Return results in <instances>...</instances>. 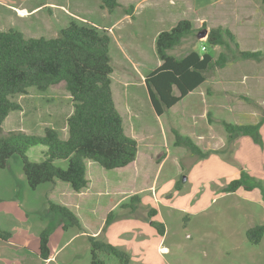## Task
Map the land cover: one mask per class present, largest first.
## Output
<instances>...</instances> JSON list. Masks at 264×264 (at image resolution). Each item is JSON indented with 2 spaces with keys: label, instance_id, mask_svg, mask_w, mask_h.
Returning <instances> with one entry per match:
<instances>
[{
  "label": "rangeland",
  "instance_id": "374dc122",
  "mask_svg": "<svg viewBox=\"0 0 264 264\" xmlns=\"http://www.w3.org/2000/svg\"><path fill=\"white\" fill-rule=\"evenodd\" d=\"M127 1L130 2L123 0L125 3L122 7L109 11L102 0H24L30 4H44L29 14L16 10L14 23L10 21L4 27L22 28L27 37L51 38L75 20L107 31L112 37L114 98L124 117L126 132L139 141L138 158L128 166V170L106 169L88 159V177L95 186L90 188V192L86 191L87 188L78 192L68 182L61 180L54 187L45 183L32 189L27 180L24 182L20 178L19 174H23L22 160L15 155L9 167L0 168V204L16 200L27 207V203L34 201L35 209L29 212L30 220L25 225L22 223V226L33 232L41 230L44 224L50 226L54 233V249H58L57 226L64 219L50 210L47 202L50 186L53 187L54 202L61 203V196L68 197L64 199L75 200L80 210H90L85 213V225L93 231L104 223L106 208L112 201L116 206L124 207L125 211L130 210L125 204L136 203L138 213L145 216L142 222L147 229L152 227L149 212L154 208L159 210V214L151 219L165 223L164 238L155 227L157 238L148 236L134 239L129 236L127 239L129 246L133 240L143 239L142 244L148 258L154 259L153 264H264V235L261 244L262 240L254 244L246 231L253 220L256 224L264 221V130L262 141L255 142L257 146L253 147H250L253 144L245 146L247 142L234 147L235 140L230 141L228 133L227 137L223 133L224 121L237 120L232 116L233 111L256 114L255 118L249 116L247 121L261 119L264 114V0H199L203 4L200 6L205 9L206 19L200 21L203 16H199L195 22L196 32L171 52L182 57L192 48L203 52V45H206V51L213 55L219 56L220 51H226L228 61L224 67L210 71L202 92L190 93L186 100L162 115H158L152 106L145 77L162 63L156 49L158 32L172 28L171 23L184 12L180 8L182 3L179 2V7L156 19L151 11L152 0ZM13 2L0 0V8L10 9L9 4ZM195 16L198 18V14ZM222 24L238 35L237 41L245 48L261 49V58H239L233 42L230 48L219 46L216 49L206 42L207 38H199L204 29ZM216 80H223L226 84L217 85ZM229 81H233L232 85ZM250 87L255 90L253 94L247 93ZM175 93L179 91L176 89ZM15 99L22 104V109L10 113L4 124L5 130L20 129L44 134L46 127H53L62 138L68 137L67 118L74 107L65 82L52 85L46 91L30 87L28 93L20 94ZM187 113H190V118L185 117ZM174 128L180 131L185 128L197 141L199 138L203 141L200 135L206 134L210 128L216 134V141H219L215 144L224 146L219 151L204 148L209 154L201 158L187 148L175 145ZM44 151L45 146L35 145L28 150V156L40 161L44 158ZM216 159H221L222 163L214 162ZM56 163L67 166L64 160H57ZM246 163L250 173L261 180L256 181L248 176L247 182L255 184L253 189L241 186L237 191L225 192L222 188L236 178L232 173L236 170L242 172ZM123 175L127 179H136L135 184H127ZM132 188L139 192L137 195L141 201L131 200L134 196L130 193ZM122 210H115L116 218ZM16 213L23 217L20 207ZM12 216L0 214V224L7 229L14 228L16 221L11 219ZM35 219H38L36 224ZM122 230L117 225L108 238L115 244L124 245L125 237L119 235ZM207 230L212 233L205 238ZM75 233L76 228L71 229L67 237L69 240L61 243L65 245L63 253L79 247L81 238L73 237ZM160 241L171 252H161ZM31 249L28 246L19 250L14 248L11 255L13 258L27 256L30 259L33 255ZM78 250V263L87 264L91 253L83 248ZM137 251L140 252L138 248ZM250 253L255 254L254 258L259 256L260 261L248 257ZM100 258L107 264H119L118 258L112 254H100ZM12 264L18 262L13 261ZM50 264H58V253Z\"/></svg>",
  "mask_w": 264,
  "mask_h": 264
},
{
  "label": "trees",
  "instance_id": "16d2710c",
  "mask_svg": "<svg viewBox=\"0 0 264 264\" xmlns=\"http://www.w3.org/2000/svg\"><path fill=\"white\" fill-rule=\"evenodd\" d=\"M109 11L122 7L119 0H102ZM196 29L188 18L179 20L170 30L161 31L156 40V49L162 64L145 77L152 106L158 115L164 114L189 93L204 83L210 71L224 67L228 61L226 51L217 58L210 52L190 49L184 56L177 57L171 50L185 43V39ZM111 35L97 26L71 21L56 37H27L16 28L0 29V168H6L12 157L22 160L23 172L28 185L37 189L45 183L61 180L68 182L75 191H82L90 183L87 160H93L106 169L121 168L136 160L139 141L126 132L124 117L119 110L112 87L113 57ZM206 42L210 46L236 47V56L243 59H260L261 50H242L236 34L223 26L210 29ZM65 82L73 99V112L67 118L69 135L62 138L53 127H46L44 134L23 130H5L4 124L12 111L21 110L22 104L15 99L26 94L30 87L40 91L52 85ZM179 93L176 94L175 90ZM264 124V114L256 123L224 121L229 140L242 136H259ZM174 143L183 146L193 154L204 158L208 152L191 135L174 128ZM35 145L45 146L44 158L30 159L28 150ZM57 160L67 161L63 167ZM247 177L235 178L224 187L233 192L241 186L253 189ZM258 181V180H256ZM131 200L141 201L134 195ZM132 212L138 205L125 204ZM51 212L64 219V228L78 227L84 230L78 214L68 205L49 200ZM157 209L149 212L151 219ZM116 218L113 211L106 218L104 229ZM161 236L166 233L165 223L152 220ZM52 228L46 226L40 234V256H51L50 236ZM249 239L258 244L264 235V224L247 230ZM12 233L0 227V238L8 240ZM92 248V264H107L100 254L115 255L119 264H129L128 252L99 236L88 235Z\"/></svg>",
  "mask_w": 264,
  "mask_h": 264
},
{
  "label": "crops",
  "instance_id": "0c3cea01",
  "mask_svg": "<svg viewBox=\"0 0 264 264\" xmlns=\"http://www.w3.org/2000/svg\"><path fill=\"white\" fill-rule=\"evenodd\" d=\"M13 1H15V2L9 4V8L10 9H8V8H0V29L8 30L4 26L8 25L7 23H9L10 21H11V23L12 22L14 23V15H15L14 12L16 10L17 11L23 10L25 14L26 13L29 14V12H35V11L39 10V8H41V5L44 4V3L30 4V3L24 2V0H13ZM132 1L133 0H130V2L129 1H127V2L131 3ZM119 2L123 5V3L126 2V0H125V2H123V0H119ZM179 2L182 3L181 6L179 5ZM200 3H202V2H199V0H152V10L151 11H152L153 17L158 19L159 17L161 18L162 16L167 15L168 12H171L172 10L176 9L177 6L178 7L180 6V8H183L181 10H183L184 12H183V14L178 16V20H175V21H173L171 23L172 27L179 20H181L183 18H188V19H190L192 21L193 26L195 28V22L198 21L199 16H203L202 19H199L200 21H202L203 19H206V16L204 14L205 9H204L203 6H200V5H203V4H200ZM189 7H192L191 11L189 10ZM195 14H198V18H197V16H195ZM4 22H6V24ZM218 26H223L225 28H230L229 26H226V24H222V25H218ZM213 27H217V26H213ZM213 27H211V28H213ZM16 29H19V30L24 32V30L22 28L21 29L20 28H16ZM210 29H208V31H210ZM161 31H163V30L161 29L158 33H160ZM236 37L238 39V35L237 34H236ZM238 43L240 44V48L242 50H251L249 48H245L240 41H238ZM111 44H112V42H111ZM219 46L220 45L215 46L214 48L217 49V47H219ZM257 50H261V49L256 48L255 50H251V51H257ZM221 52L222 51H220V53ZM213 56L215 58L218 57L217 55H213ZM207 81L208 80L206 79V81L204 83H202L200 86H198L192 92H196V93L197 92H202L203 86H205ZM215 82H216V84L218 83L217 85H219V84L224 85V83L226 84V82L223 81V80H216ZM229 82L232 85L233 81H229ZM246 85H247V83H246ZM254 91L255 90L253 89V87H250V88L247 89V93L248 94H253ZM188 95H190V93ZM188 95L186 97H188ZM186 97H184L180 102H183L184 100H186ZM176 105H174L172 108H174ZM172 108H170V109H172ZM184 115H185V117H187V118L189 117L190 118V113H187V114H184ZM232 116L235 119H237L236 120L237 123H256V122H258L260 120V119H257V120L247 121L246 119L249 116H252L251 118H255L256 114H254L252 112L233 111ZM263 130H264V124L260 128L259 136L257 138L254 137V136H242V137H239L234 142V147H236L238 144H241V142H243V143L247 142L245 144V146L246 145L249 146L250 144H253V145H250V147L257 146V144L255 142H261L262 141V137L264 136V135L262 136V131ZM180 132L183 133V134L191 135L195 139V136L192 133L186 132L185 128L181 129ZM223 133H224L225 137L228 136L227 132L224 129H223ZM200 136L203 137V138H201V139H204L203 141H201L200 138H199L198 141L196 139L195 140L203 148L204 151H206L205 149H209L210 150L211 148L213 150L219 151L218 149H221V147L224 146L223 144H221V145H216L215 144V143H218L219 141H216V138H215L216 134H213L212 133V129H210V128L207 130L206 134L200 135ZM211 145H213V146H211ZM213 161L216 162V163H222L221 159H216V160H213ZM134 162L130 163L129 165H127L125 167H121V168H123V170H128V166H130ZM212 164H214V163H212ZM9 165H10V161H9L7 167H9ZM242 168H243L242 172H240L239 170H236L235 172L232 173V175L237 178V176L240 175V173H242L241 175L243 177H248L249 176L248 178H250V179L254 178V179L259 180V181L261 180V179L256 178L255 176H253L250 173V169L247 168V163ZM3 169H5V168H3ZM19 176L24 182H26L27 179H26V176H25L24 172H23V174L20 173ZM122 178H126L125 175H123ZM135 180H134V178L133 179H127L126 178L125 182H127V184H129V185L130 184L134 185L135 184ZM121 182L123 183V181H121ZM50 184H51V186L54 187L55 185L58 184V180L56 182H52ZM51 186L49 187L48 190H50V198L52 200H54L53 192H52L53 187L51 188ZM94 186L95 185H93V182L90 179L89 187H87V190L86 189L85 190L87 192H90L89 191L90 188H93ZM222 189H224V188H222ZM85 190L83 189V191H85ZM83 191H81V192H83ZM251 192H253V191H251ZM130 193L134 194V195H137L139 192H137L134 188H132L130 190ZM45 195H46V192H45ZM72 195H73V193H72ZM85 196H89V195L86 194ZM50 198H49V200H51ZM64 198H68V197H64ZM64 198H62V196H61L62 200L59 201V202L70 206L78 214V216L80 217V219L82 221V224H83V227L85 228V230L82 231L78 227H69L68 229H65L64 228L65 222L64 221L60 222L58 224V226H57V230H58V249L57 248L54 249L52 247V245H53V237H54V233L52 231L51 236H50L51 256L48 259H43L40 256V234H41L42 230L48 225L44 224L42 229L38 230L37 232H33V230L31 231L29 228H26L25 226H22V223L25 225V223L30 220L29 212L33 211L35 209V202L31 201V202L27 203V205H28L27 207H25L26 205L23 204L22 202H21V204H19V202H17L16 200L7 201L6 203L0 204V214L3 213V214H6V215H9V214L14 215V217L12 216L11 219L14 218L13 220L16 221V224H15L14 228H9V229L5 228L2 224H0V227L3 230H7V231H10L12 233V236L8 240L0 238V264H12L13 261L18 262V264H25L23 262H28V264H46V263L50 264V261L54 260L56 253H58V264H79L78 262L80 261V259L78 258V256L80 254H79V250L78 249H80V248H83L84 251L86 250V251H89L91 253V258H89V262L87 264H92V248H91V244H90V241H89V238H88L89 234L95 235V236H99L100 238L106 240L107 242H110V243H112L114 245H117V247H120V249L128 252L130 254V256H131V260H130L129 264H153V260L154 259L148 258L149 256H148L147 250L142 244L143 243V239L133 240L130 243L131 246H129L128 243H127V241H128L127 239H128L129 236L130 237H134V239H136V237H139V238H147L148 236L154 237V238L158 237V232H157L156 228L151 223L153 219H150V224L152 226L150 229H147V227L145 226L144 222H142V219H144L145 216H143L144 214L138 213V208L139 207L136 209V212L135 211L132 212V210H129V209H127L125 211L124 207L120 208V207L115 205L114 201H112V203H110L108 205V207L106 208V218H107V215H108L109 212H111V211L115 212V210H118V209H121V210L123 209L121 211V214H119L118 218H115V221H113L109 226H107L104 229L103 226H105V222H106V218H105L104 223L102 224V226H100V228L97 231H93L88 226L85 225V213L90 211V210H88L87 208H82L80 210L79 204L75 200L64 199ZM49 200L47 201L48 204H49ZM85 200H87V197H86V199H84V201ZM75 203H77V204H75ZM19 207H20V210L23 213V217L19 216L16 213L19 210ZM22 207H24V208H22ZM157 214H159V210H157L156 215ZM156 215H154V216H156ZM37 221H38V219H35V224L37 223ZM19 222H20V224H19ZM263 223H264V221H261L258 224H263ZM258 224H256V222H254V220H253L251 222V224L248 225L247 230L252 228V227H254V226H256V225H258ZM117 225H119V227H121L123 229L122 232L119 233V235L125 237L126 243L124 245L115 244V243H113L110 240V238H108V234ZM73 228H76V232H77V233H75L73 235V237L76 236L77 238H81L79 241L75 240V241H78L79 247L78 248L77 247L76 248L73 247L70 252L67 251V252L63 253L62 249L64 248L65 245L63 246V245H61V243L64 242L67 239L70 230L73 229ZM211 233H212L211 230L210 231L207 230V232H205L204 237L207 238ZM111 234H112V232H111ZM80 235H82V236H80ZM190 236H192V235H190ZM162 238H164V236H162ZM68 240L69 239H67V241ZM161 241H160V245H161ZM262 242H263V240L259 244H261ZM25 246H28V247L32 248L31 252H32L33 255L31 256L30 259H28L27 256H23V257H20V258H13L12 257L11 252L14 250V248H17V250H19V249H21V247L23 248ZM137 248L140 250V252L137 251ZM159 250L161 252H171L170 248L168 246H166V245H161L159 247ZM254 255L255 254L250 253V254H248V257L254 258ZM39 260H41V261H39ZM254 260L260 261L259 256L257 258H254ZM84 264H85V262H84Z\"/></svg>",
  "mask_w": 264,
  "mask_h": 264
},
{
  "label": "water",
  "instance_id": "95a60500",
  "mask_svg": "<svg viewBox=\"0 0 264 264\" xmlns=\"http://www.w3.org/2000/svg\"><path fill=\"white\" fill-rule=\"evenodd\" d=\"M208 33H209L208 29H207V28L204 29V30L199 34V38H200V39L207 38V37H208Z\"/></svg>",
  "mask_w": 264,
  "mask_h": 264
},
{
  "label": "built area",
  "instance_id": "2783aa9c",
  "mask_svg": "<svg viewBox=\"0 0 264 264\" xmlns=\"http://www.w3.org/2000/svg\"><path fill=\"white\" fill-rule=\"evenodd\" d=\"M203 50H207V47H206V45H203Z\"/></svg>",
  "mask_w": 264,
  "mask_h": 264
}]
</instances>
